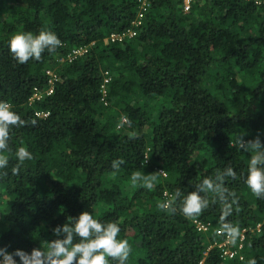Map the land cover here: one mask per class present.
Segmentation results:
<instances>
[{
    "label": "trees",
    "instance_id": "1",
    "mask_svg": "<svg viewBox=\"0 0 264 264\" xmlns=\"http://www.w3.org/2000/svg\"><path fill=\"white\" fill-rule=\"evenodd\" d=\"M139 5L0 0V102L24 121L10 128L9 164L0 170V247L46 251L52 227L89 211L119 224L127 264H264V197L246 184L255 149L235 144L239 134L264 145V6L198 0L186 14L178 0H149L136 27ZM44 29L61 44L18 63L9 38ZM127 30L137 36L111 40ZM76 48L88 53L59 61ZM47 71L55 75L49 96ZM36 89L43 95L31 101ZM20 146L33 159L13 175ZM137 171L155 176L151 189L132 183ZM175 193L173 210L158 207ZM192 193L202 206L188 217L181 205ZM195 219L213 229L198 232ZM219 229L247 230L243 261L208 251L222 240Z\"/></svg>",
    "mask_w": 264,
    "mask_h": 264
},
{
    "label": "clouds",
    "instance_id": "2",
    "mask_svg": "<svg viewBox=\"0 0 264 264\" xmlns=\"http://www.w3.org/2000/svg\"><path fill=\"white\" fill-rule=\"evenodd\" d=\"M61 44L57 35L44 29L36 34L32 32H18L8 41L9 50L18 63H26L30 59L40 60L41 53L45 50L54 51ZM24 121L5 102H0V170L6 169L9 164V133L12 126L23 125ZM130 124V122H129ZM120 126L119 124L117 125ZM235 144L244 151L251 146L255 153L250 156L247 166L246 184L257 197H264V145L259 137L253 141L245 142L242 135H237ZM18 165L12 167L11 172L16 175L20 171L19 165L26 160L33 159L32 153L20 146L15 150ZM124 164L122 159L111 162L113 170H119ZM7 175V173H3ZM228 174L233 175L232 169ZM133 184L141 182L148 189L153 187L155 176L142 175L141 172H133L130 177ZM209 188L210 181L203 182ZM175 195L158 205L161 209H172ZM202 202L196 193L188 195L181 205V211L185 216L191 217L200 212ZM56 238L47 244V250L33 248L31 252L15 249L7 251L6 247H0V264H109V258L115 264H127L130 245L128 240L118 238L121 231L116 222H101L94 218L91 212L83 211L76 217L62 225H56L51 229ZM230 235L235 238L239 233L233 229ZM249 264H255V260H249Z\"/></svg>",
    "mask_w": 264,
    "mask_h": 264
},
{
    "label": "built area",
    "instance_id": "3",
    "mask_svg": "<svg viewBox=\"0 0 264 264\" xmlns=\"http://www.w3.org/2000/svg\"><path fill=\"white\" fill-rule=\"evenodd\" d=\"M181 3V7L184 13L188 14L191 12L194 3H196L198 0H178ZM245 1H250V0H245ZM256 4L259 6H264V0H255ZM139 13L138 16L136 17L135 21L133 22V26H140L142 24V17L143 13L147 12V9L149 7V0H139ZM137 36V31L136 30H127L125 33L122 34H112L111 35V40L112 41H119V42H124L130 39H134ZM88 53V48H76L72 50L66 58H61L59 59L60 62L65 63V62H72L74 60H77L79 58H83L86 54ZM47 75L50 77L48 80V87L45 90L46 95H52L54 93V84H55V75L51 71H47ZM110 81V78L107 76L105 78V83H108ZM104 87V86H103ZM43 95L42 91L35 90L32 97L31 101H38L41 99ZM160 174L162 176L166 177V174L160 171ZM167 201V200H166ZM193 225L195 226L196 230L200 233H209L213 228L211 222H202L198 219L193 220ZM260 225L256 227L257 232L260 231ZM246 233L247 230H243L239 236H238V241L235 240L230 234L229 235H224L223 230L219 229L216 231V234L218 236H222L221 241H216L211 243L210 247L208 248V251L216 248L217 250L220 251L221 257L226 260V261H243L244 260V241L246 238ZM207 255V252L204 253ZM200 264H203L201 262Z\"/></svg>",
    "mask_w": 264,
    "mask_h": 264
}]
</instances>
